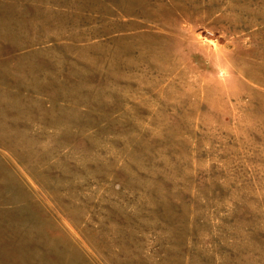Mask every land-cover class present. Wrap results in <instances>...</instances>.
<instances>
[{
    "label": "rangeland",
    "instance_id": "obj_1",
    "mask_svg": "<svg viewBox=\"0 0 264 264\" xmlns=\"http://www.w3.org/2000/svg\"><path fill=\"white\" fill-rule=\"evenodd\" d=\"M0 264H264V0H0Z\"/></svg>",
    "mask_w": 264,
    "mask_h": 264
}]
</instances>
